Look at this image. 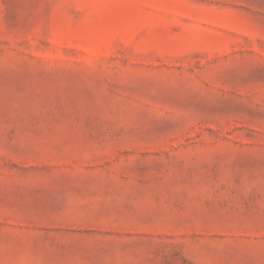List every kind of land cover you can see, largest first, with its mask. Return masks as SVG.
<instances>
[{"label": "rangeland", "instance_id": "1", "mask_svg": "<svg viewBox=\"0 0 264 264\" xmlns=\"http://www.w3.org/2000/svg\"><path fill=\"white\" fill-rule=\"evenodd\" d=\"M0 264H264V0H0Z\"/></svg>", "mask_w": 264, "mask_h": 264}]
</instances>
